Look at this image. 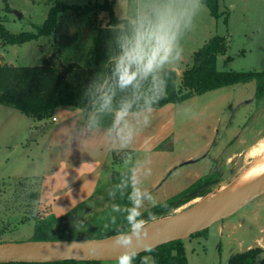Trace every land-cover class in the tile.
<instances>
[{
  "label": "rangeland",
  "instance_id": "1",
  "mask_svg": "<svg viewBox=\"0 0 264 264\" xmlns=\"http://www.w3.org/2000/svg\"><path fill=\"white\" fill-rule=\"evenodd\" d=\"M55 1L83 5L88 0H0V23L11 33L35 31L36 26L43 23L49 7ZM112 1L116 16L140 21L159 0ZM166 6L180 17V27L171 57L155 69L175 67L178 72L177 81L180 83L182 72L193 62L194 52L214 35H221L226 37L228 48L225 55L218 57V70H264V0H219L221 14L218 18L210 14L201 0H172ZM227 14L226 24L224 18ZM106 19V12L93 10L78 17L67 10L58 18L51 35L20 45H2L0 39V55L14 65H39L43 57L59 49L64 63L74 61L83 67H89L92 64L90 52L94 48L96 27L104 25ZM195 97L177 107V115L173 116L174 125L182 138L179 136L177 155L196 150L214 133L215 145L210 151L211 162L206 168V171L216 170L219 176L218 181L208 187V192L212 193L230 182L249 164L252 160L250 151L263 146L264 96L260 101L256 100L255 81H251L214 89ZM3 111L4 115L1 114ZM26 118L18 110L0 104V140L6 137L7 129L11 136L7 141L10 146L0 141V243L6 245L30 243L34 220L53 214L43 206L39 207L38 198H33V194L38 193V182L24 179L32 175L28 173L42 168L44 152L33 149L34 159L31 162V159L26 160L24 156L27 141L18 147L13 143L25 135ZM34 134L35 130L28 135ZM13 148L14 153L9 154ZM6 156H9L8 161ZM128 157H125V161ZM24 161L27 162L22 164ZM159 163V160L153 161L148 169L146 164V172ZM194 163L178 166L171 174L193 168ZM111 193L110 183L101 185L79 203L87 200L86 214L91 216L110 204ZM206 195L189 200L173 209L170 214L203 200ZM225 223L229 225L228 228ZM260 228H263L261 234L258 231ZM259 235L264 238V194L234 214L213 223L199 235L188 236L190 239L186 237L189 264H225L231 255L242 248L255 245L253 239ZM241 240L242 247L238 245ZM117 262L103 261L102 264H118ZM256 263L264 264V251L259 253ZM146 264L157 263L149 255Z\"/></svg>",
  "mask_w": 264,
  "mask_h": 264
},
{
  "label": "trees",
  "instance_id": "2",
  "mask_svg": "<svg viewBox=\"0 0 264 264\" xmlns=\"http://www.w3.org/2000/svg\"><path fill=\"white\" fill-rule=\"evenodd\" d=\"M171 1L159 0L147 16H151L158 6ZM201 2L208 7L212 16L220 17L219 0ZM113 3L112 0H88L83 5H74L55 1L49 7L43 23L36 26L35 31L11 33L0 23L1 44L20 45L51 35L58 18L67 10L78 17L93 10L107 13L104 25L96 27L94 48L90 52L92 64L89 67H83L74 61L64 63L59 49L43 58L39 65L0 62V104L37 119L54 116L62 106L74 107L94 112L96 124L109 128L113 125L116 110L136 112L166 104H178L225 86L255 81L256 100L260 101L264 96V70L217 69L218 56L225 55L228 48L226 37L221 35H214L194 52L193 62L182 72L180 83L175 69H154L149 73L135 69L132 75H128L126 70L122 72L125 47L141 20L119 18L114 12ZM224 22L227 24L228 14L225 15ZM129 154V150L114 151V163L125 161ZM218 177L216 172L206 174L181 192L134 215L132 167L124 171L114 169L110 182L111 202L107 207L87 216L85 200L61 216L48 214L36 218L30 241L99 239L128 232L137 222L142 224L169 215L173 209L189 200L206 195L209 193L208 187L218 181ZM202 232L203 230L194 234ZM261 251L264 248L260 246L250 247L231 255L225 264H256ZM149 255L157 264H189L183 239L136 254L133 264H146ZM7 264H101V261Z\"/></svg>",
  "mask_w": 264,
  "mask_h": 264
},
{
  "label": "crops",
  "instance_id": "3",
  "mask_svg": "<svg viewBox=\"0 0 264 264\" xmlns=\"http://www.w3.org/2000/svg\"><path fill=\"white\" fill-rule=\"evenodd\" d=\"M0 62L13 64L3 56ZM195 98L136 112L116 110L113 125L109 128L96 124L94 112L69 106L56 110V121L52 117L37 119L25 114L27 131L21 139L13 142L14 146L18 147L27 141L24 156L26 160L31 159V162L34 159L33 149L44 152L42 168L28 173L32 175L24 178L38 182V196L33 194V198H38L39 207L43 206L50 213L61 216L91 194L96 187L109 184L114 169L124 171L131 166L133 214L137 215L181 192L200 177L216 172L206 171L207 164L211 162L210 151L215 145L214 133L196 150L177 155L180 133L174 125L173 116L177 115L179 107ZM1 114L4 115L5 112ZM34 130L35 134L29 136ZM5 136L6 139L2 138L0 141L10 146L7 142L11 138L8 129ZM121 149L129 150V157L126 161L114 163V151ZM14 151L13 148L9 154ZM5 159L9 160V156ZM155 160L160 163L146 172V164ZM150 163L147 164V169L152 165ZM191 163L195 164L193 168L171 174L178 166ZM225 226L229 227L226 223ZM258 231L261 234L263 228ZM186 240L187 238L183 239L185 251ZM253 241L255 245L264 248V238L261 235L256 236ZM238 245L242 247L243 240ZM255 245H248L238 252Z\"/></svg>",
  "mask_w": 264,
  "mask_h": 264
},
{
  "label": "water",
  "instance_id": "4",
  "mask_svg": "<svg viewBox=\"0 0 264 264\" xmlns=\"http://www.w3.org/2000/svg\"><path fill=\"white\" fill-rule=\"evenodd\" d=\"M16 14L21 16L19 12ZM262 194H264V175L233 195L214 199L205 197L179 212L145 222L140 231L133 228L125 233L99 239L31 241L18 245L0 243V264L48 263L65 260L117 261L125 250L124 245L116 243L118 239H128L127 248L139 254L205 230L213 223L234 214Z\"/></svg>",
  "mask_w": 264,
  "mask_h": 264
},
{
  "label": "clouds",
  "instance_id": "5",
  "mask_svg": "<svg viewBox=\"0 0 264 264\" xmlns=\"http://www.w3.org/2000/svg\"><path fill=\"white\" fill-rule=\"evenodd\" d=\"M179 27L180 17L166 5L155 8L151 16L142 17L125 47L121 71L126 70L128 75L135 69L149 73L167 62L175 49ZM135 228L140 231L143 225L137 222ZM116 243L125 246L118 264H133L136 252L127 248L128 239L121 238Z\"/></svg>",
  "mask_w": 264,
  "mask_h": 264
},
{
  "label": "bare ground",
  "instance_id": "6",
  "mask_svg": "<svg viewBox=\"0 0 264 264\" xmlns=\"http://www.w3.org/2000/svg\"><path fill=\"white\" fill-rule=\"evenodd\" d=\"M263 146H259L252 151H250V155L252 156V160L249 164L239 172V174L233 178L230 182L223 184L220 188H218L215 192L212 191L207 196V199L220 198L225 196L233 195L237 192H240L256 180H258L261 176L264 175V144ZM249 155V154H248ZM246 158V157H245ZM245 162V160H244Z\"/></svg>",
  "mask_w": 264,
  "mask_h": 264
},
{
  "label": "built area",
  "instance_id": "7",
  "mask_svg": "<svg viewBox=\"0 0 264 264\" xmlns=\"http://www.w3.org/2000/svg\"><path fill=\"white\" fill-rule=\"evenodd\" d=\"M52 120H53V121H56L57 118H56L55 116H52Z\"/></svg>",
  "mask_w": 264,
  "mask_h": 264
},
{
  "label": "flooded vegetation",
  "instance_id": "8",
  "mask_svg": "<svg viewBox=\"0 0 264 264\" xmlns=\"http://www.w3.org/2000/svg\"><path fill=\"white\" fill-rule=\"evenodd\" d=\"M257 264V263H256Z\"/></svg>",
  "mask_w": 264,
  "mask_h": 264
}]
</instances>
